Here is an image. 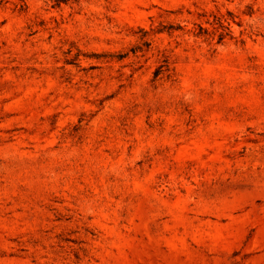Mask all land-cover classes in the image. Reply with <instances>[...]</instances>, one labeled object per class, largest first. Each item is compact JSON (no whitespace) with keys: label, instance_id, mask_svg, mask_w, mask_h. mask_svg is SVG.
Masks as SVG:
<instances>
[{"label":"rangeland","instance_id":"1","mask_svg":"<svg viewBox=\"0 0 264 264\" xmlns=\"http://www.w3.org/2000/svg\"><path fill=\"white\" fill-rule=\"evenodd\" d=\"M0 264H264V0H0Z\"/></svg>","mask_w":264,"mask_h":264}]
</instances>
